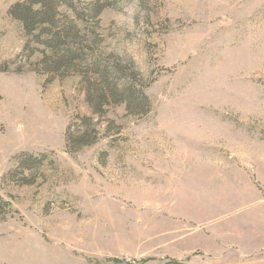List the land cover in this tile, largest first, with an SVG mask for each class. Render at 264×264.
<instances>
[{"label": "rangeland", "instance_id": "rangeland-1", "mask_svg": "<svg viewBox=\"0 0 264 264\" xmlns=\"http://www.w3.org/2000/svg\"><path fill=\"white\" fill-rule=\"evenodd\" d=\"M25 1L0 0V264H53V249L84 264L208 260L195 238L175 243L200 228L183 219L184 199L208 198L196 165L264 180V0H72L81 12L103 6L88 24L152 103L143 119L111 109L121 134L76 154L65 131L91 115L81 78L37 73L43 48L11 16ZM21 152L47 155L35 185L4 180Z\"/></svg>", "mask_w": 264, "mask_h": 264}, {"label": "trees", "instance_id": "trees-1", "mask_svg": "<svg viewBox=\"0 0 264 264\" xmlns=\"http://www.w3.org/2000/svg\"><path fill=\"white\" fill-rule=\"evenodd\" d=\"M103 6L81 12L72 0H27L11 9V16L22 23L26 33L43 49L37 73L56 78L79 76L91 115H76L65 131V149L76 154L97 144L102 138L121 134V127L108 119L110 110L125 106L128 116L143 119L152 111L146 93L148 85L134 67L101 49L102 36L97 27L88 24L91 18L99 26ZM116 126V132L105 134L102 124ZM46 154L21 152L15 157L16 166L5 181L19 185H35ZM6 204H4L5 206ZM114 262H119L114 259Z\"/></svg>", "mask_w": 264, "mask_h": 264}, {"label": "crops", "instance_id": "crops-1", "mask_svg": "<svg viewBox=\"0 0 264 264\" xmlns=\"http://www.w3.org/2000/svg\"><path fill=\"white\" fill-rule=\"evenodd\" d=\"M200 166L196 165V170L201 174L194 172L193 182L203 184L208 198L204 201L200 193H194L193 197L190 195L184 199L189 211L183 218L200 228L196 235L177 239L175 243L188 250L195 238L196 248L202 250L208 260H190L184 250L167 251L166 255L187 257L189 264H264V180L251 177L245 167L235 166L228 171L225 169L229 165L225 168L211 166L202 171ZM203 172L207 174L203 175ZM163 190H166V185ZM169 203L166 199L165 204ZM75 262L84 264L78 258L75 261L71 251L53 249V264Z\"/></svg>", "mask_w": 264, "mask_h": 264}]
</instances>
